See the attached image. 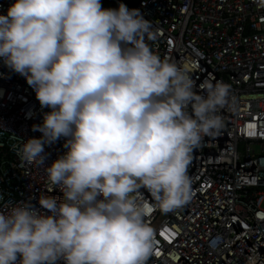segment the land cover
<instances>
[{
    "label": "clouds",
    "instance_id": "9594fccd",
    "mask_svg": "<svg viewBox=\"0 0 264 264\" xmlns=\"http://www.w3.org/2000/svg\"><path fill=\"white\" fill-rule=\"evenodd\" d=\"M157 36L122 0H11L0 14V60L50 109L18 154L62 193L0 211V264H146L154 230L141 190L162 212L183 206L192 153L230 102L226 82L197 84L190 63L154 52ZM60 137L66 151L44 165ZM244 264L264 258L252 249Z\"/></svg>",
    "mask_w": 264,
    "mask_h": 264
},
{
    "label": "built area",
    "instance_id": "2783aa9c",
    "mask_svg": "<svg viewBox=\"0 0 264 264\" xmlns=\"http://www.w3.org/2000/svg\"><path fill=\"white\" fill-rule=\"evenodd\" d=\"M125 1L156 26L149 43L162 59L190 63L197 84L207 77L230 86L221 128L192 153L190 199L162 212L141 190L154 230L146 264H244L252 249L264 258V8L255 0ZM10 3L0 0V14ZM47 111L0 60V211L17 201L39 208L42 193L62 196L43 165L18 154L24 140L41 135L32 126ZM64 140L44 146V165L66 151Z\"/></svg>",
    "mask_w": 264,
    "mask_h": 264
},
{
    "label": "rangeland",
    "instance_id": "374dc122",
    "mask_svg": "<svg viewBox=\"0 0 264 264\" xmlns=\"http://www.w3.org/2000/svg\"><path fill=\"white\" fill-rule=\"evenodd\" d=\"M119 0H101L102 7H117ZM123 3H125L129 8H133L132 5L129 2H126L125 0H122Z\"/></svg>",
    "mask_w": 264,
    "mask_h": 264
}]
</instances>
